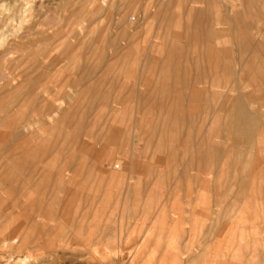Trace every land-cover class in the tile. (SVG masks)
<instances>
[{"label":"rangeland","instance_id":"374dc122","mask_svg":"<svg viewBox=\"0 0 264 264\" xmlns=\"http://www.w3.org/2000/svg\"><path fill=\"white\" fill-rule=\"evenodd\" d=\"M24 259L264 264V0H0V264Z\"/></svg>","mask_w":264,"mask_h":264},{"label":"bare ground","instance_id":"6f19581e","mask_svg":"<svg viewBox=\"0 0 264 264\" xmlns=\"http://www.w3.org/2000/svg\"><path fill=\"white\" fill-rule=\"evenodd\" d=\"M133 22H135L134 20H133ZM245 40V39H244ZM246 42V41H245ZM215 45H216V43H215ZM216 48V47H215ZM211 56V55H210ZM215 56V55H214ZM207 58V57H206ZM236 58V57H235ZM204 59H205V57H204ZM207 61H208V58H207ZM215 61V60H214ZM211 63H212V61H211ZM215 64V63H214ZM213 64V65H214ZM212 65V66H213ZM235 68V67H234ZM196 71V70H195ZM250 72V71H249ZM251 77V76H250ZM163 81V80H162ZM167 85H168V83H167ZM165 88H167V87H165ZM186 89V88H185ZM230 90V89H229ZM227 139H228V137H227ZM116 148V147H115ZM29 152V151H28ZM161 169V168H160ZM56 248V247H55ZM25 258H26V256H25ZM23 264H28V262H29V260L28 259H24V260H22L21 261Z\"/></svg>","mask_w":264,"mask_h":264}]
</instances>
